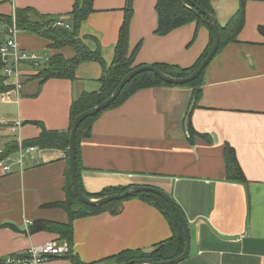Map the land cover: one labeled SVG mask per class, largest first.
Returning <instances> with one entry per match:
<instances>
[{"label": "crops", "instance_id": "obj_1", "mask_svg": "<svg viewBox=\"0 0 264 264\" xmlns=\"http://www.w3.org/2000/svg\"><path fill=\"white\" fill-rule=\"evenodd\" d=\"M224 1L213 3L221 25L239 8V2ZM74 2L0 0V15L11 17L16 9L33 8L66 20ZM126 2L94 0L95 12L81 29L85 44L91 50L100 48L107 66L114 59ZM156 4L157 0H134L130 53L141 44L135 65L193 67L209 45L210 31L190 23L166 36L156 35ZM245 8L238 42L224 47L208 66L202 97L190 117L189 127L210 135L214 143L188 141L185 121L192 91L159 87L141 90L104 111L80 144L81 180L87 193L146 186L175 199L191 231L190 256L180 264H264V0H247ZM8 28L0 23V42L8 39ZM17 42L22 50L48 60L57 53L67 59L74 55L73 49H50L46 39L25 32H19ZM22 73L21 89L11 100L0 90V152L13 142L34 146L26 143L41 135V125L69 132L73 101L100 90L103 67L85 62L77 68L75 80L44 83L32 79L35 72L27 67ZM226 144L236 152L246 183L228 180ZM35 147L23 165L19 150L0 161V257L49 242L67 243L55 233L32 231L36 222L69 223L68 214L54 206L66 200L68 154ZM73 226V253L85 264H108L101 262L125 250L149 251L172 237L165 216L141 199L124 202L118 215L81 218ZM49 264L72 263L61 257Z\"/></svg>", "mask_w": 264, "mask_h": 264}, {"label": "trees", "instance_id": "obj_2", "mask_svg": "<svg viewBox=\"0 0 264 264\" xmlns=\"http://www.w3.org/2000/svg\"><path fill=\"white\" fill-rule=\"evenodd\" d=\"M199 7L209 11L216 16L213 3L220 0H193ZM239 2V8L236 13L229 19L226 25L219 23V31L221 37V44L219 52L229 44L237 43L238 36L242 31L245 24L246 16V2L247 0H225ZM134 0H127L125 7V16L123 24L119 31V39L115 47L114 59L111 66H107L100 48L91 50L83 41L81 37V29L88 17L95 12L94 0H75L73 8L70 13L64 15L67 19H63V16H50L40 14L33 8L16 9L15 21L19 32H25L28 34L38 35L49 42V48L59 51L63 48L73 49L74 55L72 58L67 59L63 54H55L52 56L47 65L43 68L35 71V75L32 79L46 82L49 79H76V70L79 65L85 62H96L103 67V73L100 78L101 88L97 92L84 93L72 103L70 110L71 125L70 130L77 116L85 111H88L97 105L103 103L111 97L117 86L131 71L138 66L135 65L137 54L140 50L141 44H139L131 53L129 48L130 43V24L134 15ZM187 6H190L188 0H157L156 12L158 15V26L155 34L158 36H166L172 31L181 28L190 23H197L199 26L204 25L210 31L211 39L205 52L196 62V64L188 69H183L178 66L169 65L166 63L152 65L167 75L176 78H183L191 75L195 70L199 68L201 63L205 60L212 49L213 34L208 24L204 23L198 15ZM58 22H62L69 27H59ZM0 23L12 26L13 16L6 17L0 15ZM264 34V29H262ZM1 43V42H0ZM218 52V53H219ZM141 67V66H139ZM3 63L0 58V90L2 92H8L13 89V86L7 85L6 78L1 75ZM207 70V69H206ZM206 70L195 81L180 86V88H187L192 91L191 101L188 108L198 107V103L202 97L203 86L205 84ZM159 87H175L173 85L166 84L160 78L155 76L151 72H144L134 77L122 90L118 99L107 109H113L121 106L128 99H130L137 92L144 89H152ZM106 111V110H105ZM104 112V111H103ZM99 113L94 117L85 120L77 131V174L78 182L82 192L90 198H101L114 194L123 193L130 187L108 188L98 194H89L85 191L81 180V152L80 144L83 139L90 137L92 133V127L98 117L103 113ZM41 125V124H37ZM41 135L32 142L26 143L27 145L39 146L41 149H59L67 153L70 140L69 132L50 131L44 128L42 125ZM188 141L190 144L195 145L196 138H201L205 142L210 144L214 143L213 138L210 135H202L196 132L192 126L188 129ZM25 145V142L23 146ZM26 146V145H25ZM19 144L13 142L7 146V148L0 153V161L5 160L11 153L18 152ZM224 157L226 164V172L228 180L235 183H246L247 179L242 171V168L238 162L236 152L228 144L224 147ZM66 200L63 203L55 204L54 206L63 209L69 217V223L58 224L52 222H36L33 227L34 232H50L59 235L62 240H65L70 248L71 252L65 255L66 258L71 261L72 264H85L78 256L73 253L74 246V226L73 223L77 219L86 218L90 216H97L104 213H110L115 216L122 212L124 202L131 199H141L144 202L152 205L158 209L167 219L172 230V237L166 241H163L155 245L151 250H125L118 255L111 256L101 263L108 264H126L133 260L139 259H152L154 261H169L178 258L182 255L185 249V235L183 227L176 214L172 210L171 206L161 197L144 193L138 194L127 200L112 202L100 207H90L79 202L74 194L70 172L66 171V184H65ZM183 212V211H182Z\"/></svg>", "mask_w": 264, "mask_h": 264}, {"label": "water", "instance_id": "obj_3", "mask_svg": "<svg viewBox=\"0 0 264 264\" xmlns=\"http://www.w3.org/2000/svg\"><path fill=\"white\" fill-rule=\"evenodd\" d=\"M190 3V6H187L189 9L193 10L198 17L208 26L210 27V30L213 34V44L212 49L208 56L205 58V60L201 63L199 68L195 70L191 75L183 78H176L172 77L170 75L165 74L158 68L154 66H141L138 68H135L133 71H131L127 76L123 78V80L120 82V84L115 89L114 93L111 95L109 99L104 101L103 103L97 105L96 107L83 112L79 116L76 117L73 126L69 132L70 134V140H69V147L67 150L68 154V160H69V172H70V179L72 188L74 191L75 196L81 202L82 204H85L90 207H100L103 205H107L112 202L117 201H123L127 200L128 198L134 197L138 194H144V193H151L155 194L161 198H163L172 208L174 213L176 214L177 218L182 224L184 235H185V249L181 256L178 258H175L173 260L169 261H154L152 259H139V260H133L131 262H128L126 264H180L184 262L189 256L191 252V231L189 222L184 216L181 208L175 201V199L169 194L166 193L160 189L154 188V187H146V186H133L130 187L128 190H126L123 193L114 194L110 196H105L101 198H90L86 196L79 185L78 182V174H77V146H76V139H77V131L80 125L87 120L88 118L94 117L97 114L107 110L119 97L124 87L137 75L144 73V72H151L158 78H160L163 82L169 85H173L175 87H180L183 85H187L193 81H195L197 78H199L202 73L208 68L210 63L214 60V58L217 56L220 44H221V37H220V31H219V22L217 17L210 13L209 11H206L199 7L193 0H188ZM193 106L190 108L189 113L187 114L185 126L188 131L190 126V117L192 114Z\"/></svg>", "mask_w": 264, "mask_h": 264}, {"label": "built area", "instance_id": "obj_4", "mask_svg": "<svg viewBox=\"0 0 264 264\" xmlns=\"http://www.w3.org/2000/svg\"><path fill=\"white\" fill-rule=\"evenodd\" d=\"M59 27H69L62 22H58ZM19 30L15 21V12L13 14L12 26L8 28V39L0 43V58L3 63L1 75L8 81H11L13 89L4 93L6 100H11L12 94L19 92L22 86L21 79L23 67H27L32 71H38L42 68L40 58L35 52L22 50L17 42ZM18 94V93H17ZM35 146L24 148L19 145V163L23 165L24 159L28 158V154L36 152ZM1 153V152H0ZM4 162V161H3ZM6 171H10V167H5ZM71 252L68 243L59 244L57 242H49L40 246H34L20 254L7 255L0 257V264H49L56 258L64 257Z\"/></svg>", "mask_w": 264, "mask_h": 264}, {"label": "rangeland", "instance_id": "obj_5", "mask_svg": "<svg viewBox=\"0 0 264 264\" xmlns=\"http://www.w3.org/2000/svg\"><path fill=\"white\" fill-rule=\"evenodd\" d=\"M224 2H227V1H224ZM237 11L235 10V12H233L232 14H230L229 16H228V18L230 19L233 15H234V13H236ZM225 14V13H224ZM40 57V56H39ZM40 59H41V61H40V64L42 65V68L45 66V65H47V62H48V59L47 58H41L40 57ZM7 81V80H6ZM7 85H9V82H7Z\"/></svg>", "mask_w": 264, "mask_h": 264}]
</instances>
